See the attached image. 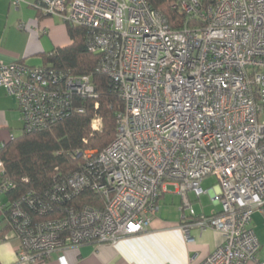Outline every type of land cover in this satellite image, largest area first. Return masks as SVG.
Returning <instances> with one entry per match:
<instances>
[{"label":"built area","instance_id":"2783aa9c","mask_svg":"<svg viewBox=\"0 0 264 264\" xmlns=\"http://www.w3.org/2000/svg\"><path fill=\"white\" fill-rule=\"evenodd\" d=\"M170 1L187 17L179 28L147 0H35L41 14L85 28L86 48L99 55L97 70L122 108L115 138L78 151V167L54 176L43 194L13 196L0 158V209L19 241L18 262L59 252L67 264L66 248L148 230L171 184L188 211L182 219L191 218L186 234L196 226L224 236L198 264H264L250 227L264 208V0ZM0 87L16 99L28 132L83 112L74 95L94 96L90 75L21 60H0ZM208 175L217 179L211 200L221 211L197 215L188 193L199 197ZM88 191L98 203L76 202Z\"/></svg>","mask_w":264,"mask_h":264},{"label":"crops","instance_id":"0c3cea01","mask_svg":"<svg viewBox=\"0 0 264 264\" xmlns=\"http://www.w3.org/2000/svg\"><path fill=\"white\" fill-rule=\"evenodd\" d=\"M35 0H0V60L12 62L24 60L28 65H48L44 55L53 49L65 47L73 39L68 33L67 24L56 16L41 14L34 6ZM23 120L16 99L0 87V147L22 133ZM206 178V177H205ZM205 184H204V183ZM171 184L165 185L158 211L151 217L148 230L124 237L114 244H82L66 248L63 253L67 264H198L208 254L219 247L224 236L212 228L200 229L196 226L185 233L182 225L191 218L182 219L180 202L168 193H178ZM204 192L196 197H188L197 215H210L221 211L218 203L211 198L219 191L217 179L207 176L201 182ZM179 196V195H178ZM180 197V196H179ZM204 198V201L201 199ZM1 200L6 195H0ZM160 201H163L160 204ZM250 227L253 229L260 248L258 260L264 261V208L252 214ZM18 239L6 226L0 209V264H60L59 252H54L48 259L36 263L18 262L16 249ZM247 264H258L248 262Z\"/></svg>","mask_w":264,"mask_h":264},{"label":"trees","instance_id":"16d2710c","mask_svg":"<svg viewBox=\"0 0 264 264\" xmlns=\"http://www.w3.org/2000/svg\"><path fill=\"white\" fill-rule=\"evenodd\" d=\"M147 1L173 28H179L187 19L184 13L171 7L170 0ZM66 24L72 43L45 54V63L69 74L90 75L94 96L82 98L74 95L75 105L81 106L83 112L70 114L41 130L28 132L23 127L21 135L0 147L4 175L16 184L11 191L13 196L27 191L43 194L54 176L71 173L78 167L80 158H73L78 151L87 148L101 150L115 138L117 113L122 108V100L110 78L97 70L99 55L87 50L85 28ZM96 116L102 123L99 130L91 127ZM98 200L94 192L88 191L76 202L98 203Z\"/></svg>","mask_w":264,"mask_h":264},{"label":"rangeland","instance_id":"374dc122","mask_svg":"<svg viewBox=\"0 0 264 264\" xmlns=\"http://www.w3.org/2000/svg\"><path fill=\"white\" fill-rule=\"evenodd\" d=\"M63 24L65 25V22H63ZM97 117V116H96ZM95 125H96V127L98 128V129H93V130H99L101 127H102V123H101V119L99 120V121H95ZM90 149H94V148H90ZM208 177H209V179H211V180H215L216 178H215V176H213V175H208ZM206 178H207V176H206ZM206 178H203V179H206ZM204 183V182H203ZM205 184V183H204ZM169 188V190L170 191H172L173 190V186L171 185V186H169L168 187ZM192 193H189V196H190V198H192L193 197V195H191ZM168 197H170V196H173L176 200H177V202H180L179 201V196L177 195V194H174V193H168V195H167ZM203 201H204V198H201ZM162 202L163 201H160V204H162ZM163 205V204H162Z\"/></svg>","mask_w":264,"mask_h":264}]
</instances>
